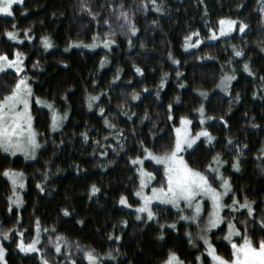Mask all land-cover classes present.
<instances>
[{"label": "trees", "instance_id": "1", "mask_svg": "<svg viewBox=\"0 0 264 264\" xmlns=\"http://www.w3.org/2000/svg\"><path fill=\"white\" fill-rule=\"evenodd\" d=\"M12 11L0 16V54L12 59L19 51L25 57L23 75L33 88L41 147L34 161L0 149V245L7 264H90V250L100 264H164L171 252L184 264H212L199 227L180 219L181 211L156 204V218L142 214L137 219L135 211L120 203L126 197L131 207L140 205L135 195L139 175L131 161L144 158L145 149L157 155L169 151L185 117L194 133L204 127L215 138L186 151L188 164L208 174L215 188L221 187L220 174L230 181L226 205L247 200L254 209L249 214L237 204L238 211L224 210L225 223L211 233L217 252L232 258L224 240L229 220L253 241L264 239V0H23ZM121 11L132 24L125 23ZM221 19L248 27L211 41ZM7 31H16L19 39L10 40ZM193 33L199 36L186 41ZM44 37L51 48H45ZM198 39L199 46H187ZM100 41L115 43L92 50L72 47ZM225 75L235 79L222 90ZM20 77L13 70L0 73V98L10 94ZM134 93L139 99L132 98ZM93 96L99 100L89 108ZM35 99L53 103L60 116L67 114L61 129L52 130L51 113ZM237 159L238 169L233 167ZM209 164H218L220 172L209 174ZM144 166L156 176L153 186H162L164 168L150 161ZM6 170L25 176L20 209L10 202ZM93 185L98 192H92ZM36 235L40 252L21 253L19 239L31 243Z\"/></svg>", "mask_w": 264, "mask_h": 264}, {"label": "snow or ice", "instance_id": "2", "mask_svg": "<svg viewBox=\"0 0 264 264\" xmlns=\"http://www.w3.org/2000/svg\"><path fill=\"white\" fill-rule=\"evenodd\" d=\"M153 4H155V0H152ZM23 3V0H0V14L12 15V8L14 4ZM123 8V5H121ZM91 12V9H88ZM159 10V9H158ZM120 17H123L125 23L132 24L131 18L128 13L125 11L120 12ZM107 23V21H105ZM240 27L239 31L243 33L245 29L248 27L247 24H244L243 21L239 22ZM237 25L236 20L232 19H221L219 20V35L224 36L227 33L234 30ZM123 27V25H121ZM15 28V25H13ZM26 31H30L26 30ZM131 31L135 33L137 29L134 25L131 28ZM6 36L10 40L19 39L18 33L16 31H7ZM192 36H199V33H193L190 36H187L186 41H191ZM211 39H216V32L213 31ZM28 39H32V37H28ZM202 41L199 39L195 44L188 43V47L199 46ZM23 43V41H21ZM43 43L45 48H51L53 45L48 37L43 38ZM111 43H115V41H106L104 43L105 47H109ZM88 47H95V45H89ZM171 55V54H170ZM236 56H242V51H236ZM25 57L22 53L17 51L15 53V59H9L7 53L0 54V72H4L6 68H14L17 73H23V61ZM106 61L101 62V67ZM175 63H179V61H175ZM36 65H33L35 67ZM244 69L251 73V69L248 64L244 65ZM137 72L142 73V69L137 68ZM168 74L165 73V77ZM180 75V73H177ZM235 79V76L225 75L221 80V85L228 89L230 82ZM164 81L162 80V84ZM183 87V85H181ZM146 91V89H145ZM159 95V93H157ZM202 95H206L202 93ZM33 96L32 87L29 83V78L24 75L18 79V82L14 85L12 91L9 95L0 98V148H3L5 152H11L13 155L16 152H23L26 157L35 158L36 150L41 147L38 139L37 133L33 129L32 125V116L30 114V98ZM133 99H139V94L134 93ZM238 98V97H237ZM99 100V96H93L89 98V108L93 106V101ZM179 100V97H177ZM37 102H40L37 100ZM47 107L52 108V104H47ZM171 108V105H169ZM103 109H101V113H103ZM198 111L201 116L204 113V107L201 106ZM66 115L60 116L59 114L54 112L52 119V128L55 130L60 127L63 119H66ZM223 119V117H221ZM203 123V119L200 121ZM109 127L115 128L114 124H111L109 121H105ZM181 127L176 129V139L175 143L169 151L164 152L161 155H157L147 149V157L151 160H154L156 164H160L164 166V176L166 180L164 184L159 188H152L151 195H147L143 192V189L147 187V180H155V175L151 172H148L143 169L144 159L141 157H137L133 159L131 162L133 164L139 165L140 167L137 169L141 175V190L135 193L136 196L141 197L143 200V204L137 208L138 213H146V219L152 220L156 218V212L153 211V201H159L164 204H171L177 209L183 211L181 208V202L184 203L187 209H192L191 215L181 216L180 219L195 222L198 226L201 220L202 209V198L208 197L212 201V211L208 213L207 222L205 226L201 229V234L199 238L204 241L205 245H207L206 252L207 255L211 258L212 264H264V239H260L258 241H253L250 236L245 231L243 234L240 229L235 226V224L229 220L227 222L228 232L224 237L225 240L231 243V259H227L224 256L220 255L215 246L211 243L208 233L211 232L212 229L218 228L222 223H225L224 216L221 215L224 208H230L232 210L238 211L235 206L239 204V208L248 209V213L251 214L254 209L251 207V204L245 200L243 204L239 202V200L234 199L232 205H226L222 202V197L227 196L228 193L232 190V186L228 179H225L222 174L219 175L220 180L222 181L223 192L217 191L215 187H213L212 183L209 180V175L205 172L199 171L197 169L192 168L188 162L184 159L181 153L185 150V147L191 148L192 145L198 140L201 136L207 137L209 142L214 140L215 138L206 130H202L195 135L192 134L189 125L191 124V120L185 118H181L180 120ZM226 123V122H225ZM122 135V134H121ZM86 136V134H85ZM106 154V153H105ZM235 168H239V160L237 159L236 163L233 165ZM207 172L211 173H219L218 168L212 167L211 164L208 165ZM5 176L11 178L13 185H16L18 182L20 186L23 187L22 172H15L12 170H6L3 173ZM147 178V180L145 179ZM213 179H216L213 176ZM44 189L41 188V191ZM99 189L93 185L92 192L96 193ZM15 203H22L21 200L17 199ZM121 204H127L126 197H121ZM131 207V205H128ZM11 211V209H9ZM65 215H69L68 211L65 210ZM140 215H137V219H141ZM124 223H127L126 221ZM245 228H247V221L243 222ZM261 227L264 229V220L261 222ZM164 227V225H161ZM170 227L175 228L176 225L172 224ZM39 229V225H38ZM191 238L192 233H188ZM4 236L7 238L8 233H4ZM234 236H239L242 239V243H237L233 241ZM119 238V237H117ZM163 238V237H161ZM60 237L57 238L59 241ZM38 243V239L34 240L31 244L25 246L23 242L19 245L21 250L24 252L31 251H40L36 244ZM56 252H60L61 247L60 244H56L55 248ZM110 255V254H109ZM5 249L2 245H0V261L4 260ZM86 258L90 262V264H100L99 257L94 255L93 251L86 252ZM43 259V257H42ZM199 259V258H198ZM44 264H48V261H44ZM75 264V261H73ZM164 264H184V262L179 258V256L175 252H171L168 258L165 260Z\"/></svg>", "mask_w": 264, "mask_h": 264}, {"label": "rangeland", "instance_id": "3", "mask_svg": "<svg viewBox=\"0 0 264 264\" xmlns=\"http://www.w3.org/2000/svg\"><path fill=\"white\" fill-rule=\"evenodd\" d=\"M18 4H20V3H17V4H14L13 5V7L15 6V5H18ZM12 13H13V11H12ZM0 16H10V15H7V14H0ZM239 27H240V24H239V22H237V25H236V27L234 28V30L233 31H231V32H229V33H227L226 35H224V36H220L219 35V29L217 30V31H215L216 32V35H217V38L216 39H211V41H217V40H219V39H221V38H224V37H227V36H229L230 34H232V33H236V32H239V33H241L240 31H239ZM247 29V28H246ZM246 29H245V31H246ZM244 31V32H245ZM243 32V33H244ZM213 33V32H212ZM242 34V33H241ZM212 35V34H211ZM102 41V40H101ZM96 42V44H95V48L96 47H105L104 46V43L105 42ZM200 44H202V43H200ZM199 44V45H200ZM82 45H84L83 43H75L72 47H75V48H85V49H89V50H92V49H90V48H92V47H84V46H82ZM9 59H11V58H9ZM12 59H15V56H14V58H12ZM25 60V59H24ZM23 67H24V69H25V65H24V61H23ZM7 70H13V71H15L16 72V70L14 69V68H6L5 69V71H7ZM1 73V72H0ZM20 76H24L23 75V73H18ZM232 82V81H231ZM230 82V83H231ZM29 83H30V81H29ZM31 87H32V85H31ZM222 85H220V89H222ZM229 87H230V84H229ZM229 87H228V89H229ZM224 88V87H223ZM223 90V89H222ZM32 92H33V88H32ZM33 100H34V93H33V96L30 98V114H31V116H32V125H33V129L36 131V133H37V139H38V141H39V137H38V131H37V129L35 128V125H34V117H33V112H32V105H33ZM37 100H39L40 102H37ZM35 101H36V103L38 104V106L39 107H41V108H44V109H47L50 113H51V116H52V119H53V115H54V112L55 113H57V114H59V112L55 109V107H54V104L53 103H51V102H49V101H45V100H42V99H35ZM52 104L53 105V107L52 108H49V107H47V104ZM60 115V114H59ZM203 117V116H202ZM203 119V123H201L202 125H205V119H204V117L203 118H201V120ZM190 120V119H189ZM63 121H64V119H63ZM63 121H62V123H61V125H60V127H58V128H56L55 130H53V128H52V130L53 131H57V130H59V129H61V127H62V124H63ZM181 127V123H180V125L177 127V128H180ZM176 128V129H177ZM189 128L191 129V132H192V134L193 135H195L196 133H194L193 132V128H192V122H191V124L189 125ZM202 130H206V131H208L206 128H201L198 132H200V131H202ZM197 132V133H198ZM209 132V131H208ZM210 133V132H209ZM175 134H176V132H175ZM211 134V133H210ZM212 135V134H211ZM213 136V135H212ZM214 137V136H213ZM201 140H207V141H209L208 140V138L207 137H203V136H201L198 140H196V142L192 145V147L191 148H188V147H185V150L181 153V155L184 157V153L186 152V151H189V150H192ZM212 141H214V140H212ZM211 141V142H212ZM40 143V142H39ZM2 151H3V153H5V154H7V155H9V156H12V157H15V156H20V157H22V158H24L25 160H27V161H34V160H36L37 158H38V155H39V150H40V148L39 149H37L36 150V153H35V158H29V157H26L25 156V154L23 153V152H16V154L15 155H13L11 152H5L4 150H3V148H0ZM144 163H145V161H150V162H152L153 164H155V165H157V166H162L163 168H164V166L163 165H160V164H156V162L154 161V160H151L150 158H148L147 157V153H146V155L144 156ZM185 159V158H184ZM133 164V163H132ZM135 166H136V170L140 167L139 165H136V164H134ZM219 165L218 164H216L215 165V167L214 168H218L219 169V172H220V168L218 167ZM143 169L144 170H146L147 171V169L145 168V166H144V164H143ZM15 172H20V171H15ZM137 173H138V175H139V181H140V183H141V175H140V172L137 170ZM5 178L10 182V184H11V186H12V198H11V204H12V206L13 207H15V208H17V209H20L22 206H23V193L25 192V189H26V179H25V176H24V174H23V178H22V183H23V187H21L20 186V183L18 182L16 185H13V183H12V180H11V178L10 177H8V176H5ZM146 180H147V178H145ZM155 180H156V176H155ZM155 180H147V187H145L144 189H143V192L145 193V194H147V195H151L152 193H151V189L152 188H154V187H156V188H159V187H157V186H153V182L155 181ZM165 180H166V177H165ZM161 187V186H160ZM217 189V191H219V192H223V187H222V184H221V187L220 188H216ZM141 190V187H140V189L138 190V191H140ZM231 192V191H230ZM230 192L228 193V195L230 194ZM227 195V196H228ZM227 196H223L222 197V202L224 203V204H226L225 202V200H226V197ZM136 198H138L139 200H140V205L138 206V207H140L142 204H143V200H142V198L141 197H138V196H136ZM17 199H19V200H21L22 201V203H20V204H17V203H15V201L17 200ZM163 205V206H170V207H173V208H175V209H177L176 207H174L173 205H171V204H164V203H160L159 201H153V205H152V207L154 206V205ZM129 205V203H128V201H127V204H125V206L127 207V208H129V209H131V210H133V211H135L136 213H137V215H142V214H146V213H138L137 212V208L138 207H129L128 206ZM229 205H232L231 203L229 204ZM181 208L182 209H184L183 211H181V210H179V209H177V210H179V211H181V213H182V216H184V215H191L192 214V209H187L186 207H185V205H184V203L183 202H181ZM208 208V209H207ZM227 208V207H226ZM226 208H224L223 209V211H222V213H221V215L222 216H224L223 215V212H224V210L226 209ZM202 209H203V211H202V213H201V220H200V224H199V226L195 223V222H191V223H193V224H196L198 227H199V232H200V234H201V229L205 226V224H206V222H207V217H208V213L209 212H211L212 211V201H211V199L210 198H208V197H203L202 198ZM147 215V214H146ZM225 218V217H224ZM190 222V221H189ZM223 224V223H222ZM221 224V225H222ZM220 225V226H221ZM217 228H215V229H212L211 230V232H209L208 233V235H209V238H210V241H211V243H212V240H211V233L214 231V230H216ZM227 232H228V228H227ZM226 235H227V233H226ZM225 235V236H226ZM224 236V237H225ZM239 236H234L233 237V241L234 242H236V238H238ZM38 239V243L36 244V247L38 248V244H39V241H40V237H39V235H36L35 236V238H34V240H37ZM33 240V241H34ZM225 240V239H224ZM32 241V242H33ZM202 241V243H203V245L205 246V253L207 254V252H206V248H207V245H205V243H204V241L203 240H201ZM227 243H229L230 245H231V243L229 242V241H227V240H225ZM21 242H23V244L25 245V246H27V245H29V244H31V243H25L24 242V240L23 239H19V244H18V249H19V251L21 252V253H23V254H27V253H34V252H36V251H31V252H24V251H22L21 250V248H20V244H21ZM237 243H242V241L241 242H237ZM213 244V243H212ZM4 248V247H3ZM217 251V250H216ZM40 251H38V253H39ZM1 263L2 264H7L6 263V258H5V256H4V260L3 261H1Z\"/></svg>", "mask_w": 264, "mask_h": 264}]
</instances>
